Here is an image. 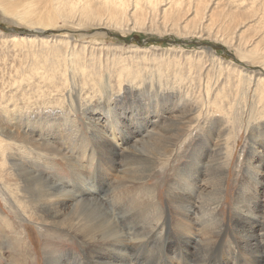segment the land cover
Wrapping results in <instances>:
<instances>
[{"label":"rangeland","instance_id":"obj_1","mask_svg":"<svg viewBox=\"0 0 264 264\" xmlns=\"http://www.w3.org/2000/svg\"><path fill=\"white\" fill-rule=\"evenodd\" d=\"M4 2L8 1H1L0 5L1 127L6 125V128L22 133L30 126L26 122L27 119L34 121L33 124L36 126L45 122L43 121L44 116L42 117L45 110L40 112L34 109L32 112H35V114H31L29 110L30 108H35L38 104L40 105L38 97L40 93L36 94L35 87L38 86L41 92L48 91L51 95L61 92V90L57 91L52 84L47 85L42 79H39L40 82H38L36 78H32L30 75V72L41 77L46 72L54 73V76L59 73L51 70L53 57L50 53L45 52V45H43L42 39H48L51 45L53 44V39L57 40L54 44H58L62 40L70 41L72 45L74 43L75 45L77 44V48H84V53H87V55L92 51V58L95 63H99L103 68H111V64L117 58L142 68L141 76L136 77L131 82L129 80L122 81L119 77H116L117 81H122L120 85L114 83L115 81L107 85L108 81L106 78V84L101 85V93L99 88L98 93H90L91 97L87 100H81L77 97L78 101L69 112L72 121H74L73 124L77 125L82 132L81 134L78 132L75 138H64L62 135H65L64 133L67 131L64 127L61 129L59 126L54 129V127L50 126L58 123V118H61L60 114L46 115L49 119L47 124L49 127L46 129L48 131L47 137L49 138L45 140L54 141L52 142L54 147L50 146L49 151L43 150L42 153L40 151L39 153L44 155L43 160L50 165H45L47 169L51 171L62 170L63 165L65 169L59 173L53 172L52 180L58 181V177H64L68 173L70 167L68 165L74 163L71 160L73 148L81 147L85 143V138L86 143L91 145L101 132H105L119 150L118 157L115 160L119 166L115 171L110 172L112 179L121 175L124 177V170L132 171L131 175L135 176V182H144L142 185L147 187H144L143 192L151 189V191H157L158 202L165 207L168 200L167 197L177 188L183 187L191 167L197 164L200 170L206 172L208 176L202 183L199 176L196 179L189 180L192 192L188 196H192L191 199L195 205L207 206L222 202L221 213L223 222L228 227H231V221L236 213L239 212L238 209L242 208L243 203L249 202V199L241 201L237 194L246 196L253 190H257L259 197L251 198L257 200L259 205H257V208L252 209V212L259 215L258 220L260 223H264V218H262L264 213V174L262 173L260 178L252 174V171H254L252 163L261 159H263L264 163V83L261 84L262 82L257 81V77L261 75L264 79V63L261 64V61L253 62L250 57L246 59L245 55L244 57L240 56L236 48L219 39H215L216 30L219 26L227 27L225 22L224 25L222 21L217 24L220 22L218 18V22L210 25V28L206 27L210 30V36L208 35V30H205L204 35L191 33L195 30H191L193 27L189 26L192 22L187 23V21L185 22L187 24L185 25L187 27L185 30L187 31L189 27L191 32L188 30L186 33L176 30L170 31L169 26L165 27L159 24L157 28L155 26L152 28L146 26L148 29L139 30L135 28L134 30L129 29L126 31L107 26L83 28L77 27L74 23L63 22L61 19L56 20L57 22L52 27L42 28L39 26L41 27L39 28L38 26L28 25L20 19L11 16L6 10L12 8L14 12H17L29 8L30 16L37 18L41 11L50 8L51 4L48 3L49 1L13 0L11 3L9 2V7ZM194 4L201 8L206 5L209 10L215 13L225 12L229 7L234 9L238 7L243 14L236 20H240L241 24L237 25L234 30L233 27L236 22L232 19L229 24L230 29L236 35L244 36L245 39L252 36L256 38V41L259 38H264V9L261 7L264 4V0H194ZM258 8L259 10L254 13L253 17H247L251 10ZM192 15L190 14V16ZM9 28H13L14 31H8ZM230 29L227 30L230 31ZM18 31L23 33H18ZM13 34L32 36V42L22 43L20 39L12 42L10 39H12L11 35ZM226 36L228 37L229 35L226 34ZM211 51L221 59V63L211 55ZM234 68L241 72L235 71ZM157 69H162L163 74L166 76L157 75ZM69 73L68 71L66 72L67 79L64 85L66 90L62 94L65 98L64 106H68L71 96H76L75 93L79 94L78 87L83 84L80 79L74 83ZM178 73H181L185 78L180 85L176 82L173 83L174 75ZM230 73L231 75H229ZM52 77L44 76V78ZM56 80L62 81L60 76H57ZM254 85L258 86L261 91H255L256 86ZM49 86L52 87L50 88ZM183 96L185 100H188L185 110H182L184 105L179 99ZM27 97L30 98V103H24L23 105L22 101ZM80 97H85V94H81ZM191 102L197 104L193 105L197 107V110L193 113H189ZM14 107L22 109L20 112L23 115L13 111ZM257 107L260 108L257 109ZM6 108L8 109L7 112ZM180 108L181 111H179ZM55 109L59 111L56 107ZM109 110L112 111L110 116L105 112ZM36 112H40L41 117H38L39 115ZM67 112L68 110H66ZM197 114H200L198 123L196 122L193 127L188 128L190 118ZM254 114L256 117H254ZM120 116L123 118L128 116L127 118L132 119L136 123L139 120L143 127V121L147 117H150L154 123L147 125V128H142L141 131L127 125V129L133 136L130 134L131 138L124 140L126 144H117L116 137L112 138V134L117 135V133L121 132L118 128L120 126L119 121L116 119ZM55 119L57 120L55 121ZM18 120L19 122H17ZM127 123L129 122L127 121ZM184 126H186L187 130L186 132H181L184 135H180L181 137L183 135V138L188 136V138L186 137L184 140L183 138L177 139V145L174 147L175 150L170 157L169 165L164 168L165 170L160 169L161 165L157 163L156 158L153 159L133 149L136 144L139 146L141 140H152L153 138L149 139V137H146L148 132L152 130H171L172 133L173 129H184ZM35 129L38 130L37 127ZM210 133L213 139L206 140ZM53 137L54 140L50 139ZM55 138H59L58 141ZM97 139L100 140L99 137ZM165 140L167 141L168 139ZM229 145L233 148L229 158L231 167L229 171L224 169L221 172L215 166L224 159L225 151L230 148ZM57 147L61 149L60 155L54 154ZM254 149L261 151V153L258 152L260 155H254ZM45 151L47 153H44ZM32 155H36V153L33 152ZM95 169V163H93L92 168L91 166L89 169L87 166L81 168L86 176H89L91 171L94 172ZM102 176V174H98L99 180H94V183L99 184L97 188L100 190L99 197H102V193L104 194L106 189H108L107 186L100 183ZM202 176L204 177V175ZM213 183L217 185V190L213 189ZM0 189V209L3 210L5 217L4 221L0 219V264H55L56 258L64 253H76L84 257L86 247L83 239L64 228L56 227L53 224H46L44 227L34 219H30L27 216L28 211L24 213L20 210L13 197L1 186ZM24 191L30 192L31 195L30 188H25ZM197 194L199 198L196 199ZM28 195L29 193L26 196ZM32 205L36 206V216H49L47 210H44L37 201ZM41 209L43 210L41 211ZM159 220L160 217L157 221ZM253 223L255 221L251 219L245 228H248L249 224ZM255 225L260 227V224ZM157 230L161 232L160 227ZM165 232L164 230L163 234ZM163 236L166 238L164 241H167V245L164 243V250L161 242L157 241L151 243V246L145 247L155 237L154 232H149L145 236V243L136 252L138 258L136 259L133 253L130 255L131 264H140L142 262H145V264H167V246L169 250L174 245L169 241V235ZM25 247L26 249H24ZM229 255L226 256L228 257ZM171 256L174 257L175 254ZM220 257L221 253L216 248H212L204 257L205 260L202 264H219L220 262L221 264H230L229 262L233 260H236L238 264L245 263L240 256L229 259V261H223ZM83 260L89 262L88 257L83 258ZM59 261L63 264H74L73 261L71 262L67 258Z\"/></svg>","mask_w":264,"mask_h":264},{"label":"bare ground","instance_id":"obj_2","mask_svg":"<svg viewBox=\"0 0 264 264\" xmlns=\"http://www.w3.org/2000/svg\"><path fill=\"white\" fill-rule=\"evenodd\" d=\"M1 1H8L4 3L9 7L13 0H0V5ZM44 1H49L48 3H50L51 6L50 8L41 11L37 18L32 15L30 16L29 8L17 12H14L12 8H8L6 12L28 25L41 26L42 28L52 27V25L57 22L56 20L61 19L63 22L74 23L77 27L79 26L83 28L107 26L126 31L129 29L134 30L135 28L142 30L145 29L146 26H149L150 28L155 26L157 28L159 27V24L165 27L169 26L170 31L176 30L186 33L188 30L191 32V30L194 29L195 31H192L191 33H198L199 35H204L205 30H208L209 36L210 30L206 27L210 28V25H214L215 22L220 21L217 23L220 24L222 21L223 25L225 22L227 27L219 26L216 30L215 39H219L236 48L239 51L240 56L242 55V57H244L245 55V57H247L246 59L250 57L253 59V62L261 61V64L264 63V38H259L257 41L253 36L245 39L242 35H236L229 27L232 19L236 22L233 27L234 30L237 25L241 24L240 20H236L243 14L238 7H235V9L229 7L225 12L215 13L214 11L209 10L206 5H204L203 8L195 5L194 0ZM261 7L264 9V4ZM258 10L259 8L251 10L247 17H253L254 13ZM190 14L193 15L190 16ZM186 21L187 23L192 22V24L189 25L193 27H190L192 28L191 30L189 27L187 31L185 30L187 28L185 26L187 25L185 23ZM227 29H230V31ZM226 32L233 33L228 34ZM226 34L229 36L227 37ZM11 37L12 39H10V41L12 42H16V39H20L22 43L32 42V36L29 37L28 35L13 34ZM42 41L43 45H45V52L50 53L53 57L51 61V70L58 71L59 73L54 76V73L46 72L43 73V77H41L30 72V75L32 78H36L38 82H40L39 79H42L47 85L52 84L57 91L61 90V92L58 93L56 91V94L51 95L48 91L41 92L40 87H35L36 94L40 93L41 95L37 94L40 100V105L37 102L38 106L30 108L29 110L31 111V114H35V112H32L34 109L40 112L41 110L42 112L45 110V113H41L42 117L44 116L43 121L45 122H42L38 126L34 125V121L32 122L31 119H27L26 122L30 124V126H28L27 130L22 133L6 128L5 124H3L5 127L0 126V186L13 197V200L20 210L24 213H27L28 211L27 216H29L30 219H34L44 227L46 224H53L56 225V227L64 228L83 239L86 247L84 257L77 255L76 253H64L56 258L55 264H63L59 261L63 258H67L71 262L73 261L74 264H131L130 255L133 253V256H135L136 259L138 258L136 252L143 246L145 243V236L151 231L154 232L155 237L154 239H151L145 247L151 246V243L157 241L161 242L164 250V243L167 245V241H164L166 238L163 235H169L168 239L174 245V247H171L169 250L167 246V264H202L205 260L204 257L212 248H216V250L221 253L220 258L223 261H229V259L240 256L245 261V263L242 264H264V223H260L258 220L259 215L252 212V209L257 208V205H259L257 200L251 198L259 197L257 190H253L246 196L237 194L241 201L249 199V202L243 203L242 208L238 209L239 212L236 213L232 219L231 227H228V225L223 222L221 213L222 202L200 206L198 204L195 205L194 201L191 199L192 196H188V194L192 192V186H190L189 180L196 179L199 176L202 183V181L208 176L206 172L200 170L197 164L191 167L190 173L187 176L186 181L183 183V187L177 188L175 191L172 190L173 192L167 197L168 200L166 201L165 207H163L160 205V202H158L157 191H151V189L150 191L143 192L144 187H147L142 185L144 182H135V176L131 175L132 171L124 170V177L121 175L112 179L110 172L115 171L119 166L115 162L119 150L105 132H99L100 134L98 133L99 136L97 137H99L100 140L96 137V140L93 141L91 145H88V143H86V138L84 137L85 143L82 144L81 147L73 148L72 152L70 151L71 155H73L71 160H73L74 163L68 165V167L70 166L69 171L64 177H58V181L51 179L53 172L59 173L65 169L64 165L61 168L62 170L51 171L47 169L46 166L50 165L43 160L44 155L40 154L43 150L49 151L48 149L53 146L52 142H54L51 140L46 141V138H49L47 137L48 131L46 130L47 127H49L47 125L49 119L46 115L60 114L61 118H58V123L50 126L54 127V129L59 126L61 129L64 127V129L67 130V133L63 132L65 135L62 136L66 139L68 137L69 139L75 138V135H78V132L79 134L82 132L77 125L73 124L74 121H72L69 112L70 109L74 108L78 98L81 100H87L91 97L90 93H98L99 88V92L101 93V85L104 83L106 84V78L108 81L107 85H110L113 81L119 85L124 80H129L131 82L136 77L141 76L142 68L135 64L123 62L118 58L113 64H111V68H103L99 63H95V60L92 58V51L88 50L90 52L87 55V53H84V48H77V44L75 45V43L72 45L70 41L67 42V40H62L60 43L54 44L57 40L53 39V44L51 45L48 39H42ZM211 55L220 62L221 59L212 51ZM67 71L70 72L69 75L72 77L71 79H73L74 83L80 79L83 81V84L78 87L80 95H77L76 93V96L73 95L72 97L70 95L71 98L68 106H64L63 102L65 98L62 94L63 91L66 90L64 85L67 79ZM157 75L164 76L165 74H163L162 69H157ZM229 75H231V73ZM44 76L54 77L44 78ZM57 76H60L62 81L56 80ZM116 77H119L122 81H117L115 79ZM174 77L175 79L173 83L176 82L178 85L182 84L185 79L181 73L175 74ZM262 77V75L257 77V81L262 82L261 84L264 83ZM256 90L261 91L258 86H256L255 91ZM81 94H85V97H80ZM179 99L184 105L182 106V110H185V105L188 100H185L184 96ZM193 102L189 105V113H193L197 110V107L193 106L196 103L193 104ZM22 103L23 105L24 103L29 104L30 98H25ZM55 107L59 109V111H57ZM17 108L14 107L13 111L22 114L20 112L22 109ZM255 108L254 110H256ZM259 108L257 107V109ZM49 109L50 111H48ZM66 110H68L67 113ZM7 111L8 109L6 108V112ZM179 111H181V108ZM40 112H36L38 113L37 115H39L38 117H41ZM105 112L110 116L112 111L109 110ZM256 115L254 117H256ZM121 116L116 118L119 121L120 126L118 128L121 132L117 133V135L112 134V138L116 137L117 144H126L124 140L131 138L130 134L133 136V134L127 129V125L135 130L140 129L141 131L142 128H147V125L154 123L151 121L150 117H147L145 121H143V127L139 120L138 123H136L135 121H132V119L127 118L128 116L124 118ZM199 119L200 114L194 115L190 118L187 127H193L196 122L198 123ZM56 120L57 119H55V121ZM127 121L129 123H127ZM17 122H19V120ZM35 127H37L38 130H36ZM159 130L160 129H155L154 131L152 130L151 132H148L146 137L153 139L150 141L141 140L139 146H137V144L136 146L133 145L135 147H133V149L138 151V153L141 152L153 159L156 158L157 163L161 165L160 169L165 170L164 168H167L169 165L170 157L175 150L174 147L177 145V139L180 140V138H183L184 134L181 132H186L187 128L186 126H184V129L175 128L172 133L171 130ZM180 134H183L182 137ZM186 137L188 138V136ZM186 137L183 138V140L186 139ZM50 139L54 140V137ZM58 139L59 138L56 140L58 141ZM165 139L168 140L166 141ZM209 139H213L211 133L206 138V140ZM231 148L232 146L225 151L224 159L221 162L219 161L215 166L221 172H223L224 169L228 171L230 170L231 162L229 158L233 150V148ZM47 151L44 153H47ZM60 151L61 149L57 147L54 154L60 155ZM33 152L36 153V155H32ZM258 152L261 153V151H257V149L253 150L254 155H260ZM93 163H95V171H91L89 176L83 174L81 168L85 166H87L88 169L90 166L92 168ZM252 164L254 165L252 167L254 170L252 171V174L260 178V175L262 173L264 174L263 159ZM201 172L204 177L201 175ZM98 174L103 175L100 182L101 185L108 187L106 192L104 194L102 193V197H99L100 190L97 189L99 184L94 183V180H99V177H97ZM212 185L213 189L217 190V185L215 183ZM196 186L200 187L198 185ZM25 188L31 189V195L30 192L24 191ZM27 193H29L28 196H26ZM195 198H199V195L197 194ZM34 200L37 201L44 210H47L49 216H36V206L32 205L35 204ZM43 209H41V211ZM151 214L155 216L152 215V217ZM159 217L160 220L157 221ZM262 218H264V213ZM0 219L2 221L5 219L3 210L1 209ZM251 219H253L255 223L249 224V227L245 228ZM255 224H260V227ZM158 227L161 228V232L157 230ZM164 230L166 232L163 234ZM24 249H26V247ZM172 254H175V256L172 257ZM228 254L230 255L227 257L226 255ZM86 257L89 258L88 261L90 263L83 260V258ZM229 263L238 264L236 263V260ZM140 264H145V262ZM219 264H221V262Z\"/></svg>","mask_w":264,"mask_h":264},{"label":"water","instance_id":"obj_3","mask_svg":"<svg viewBox=\"0 0 264 264\" xmlns=\"http://www.w3.org/2000/svg\"><path fill=\"white\" fill-rule=\"evenodd\" d=\"M8 31H14L13 28H9ZM18 33H23L22 31H18Z\"/></svg>","mask_w":264,"mask_h":264}]
</instances>
